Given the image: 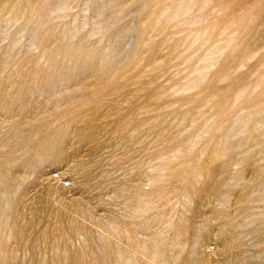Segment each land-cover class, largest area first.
I'll return each mask as SVG.
<instances>
[{
	"label": "rangeland",
	"instance_id": "1",
	"mask_svg": "<svg viewBox=\"0 0 264 264\" xmlns=\"http://www.w3.org/2000/svg\"><path fill=\"white\" fill-rule=\"evenodd\" d=\"M0 264H264V0H0Z\"/></svg>",
	"mask_w": 264,
	"mask_h": 264
},
{
	"label": "built area",
	"instance_id": "2",
	"mask_svg": "<svg viewBox=\"0 0 264 264\" xmlns=\"http://www.w3.org/2000/svg\"><path fill=\"white\" fill-rule=\"evenodd\" d=\"M62 184L63 185H68V182L64 180V181H62Z\"/></svg>",
	"mask_w": 264,
	"mask_h": 264
}]
</instances>
